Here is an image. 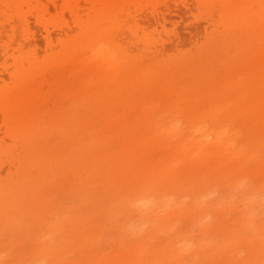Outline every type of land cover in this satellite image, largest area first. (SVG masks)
Masks as SVG:
<instances>
[{"label": "rangeland", "instance_id": "1", "mask_svg": "<svg viewBox=\"0 0 264 264\" xmlns=\"http://www.w3.org/2000/svg\"><path fill=\"white\" fill-rule=\"evenodd\" d=\"M0 264H264V0H0Z\"/></svg>", "mask_w": 264, "mask_h": 264}]
</instances>
